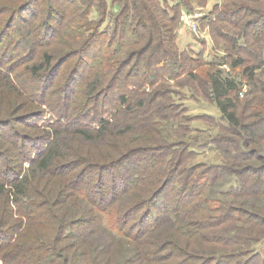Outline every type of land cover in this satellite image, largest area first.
<instances>
[{
  "label": "trees",
  "instance_id": "trees-1",
  "mask_svg": "<svg viewBox=\"0 0 264 264\" xmlns=\"http://www.w3.org/2000/svg\"><path fill=\"white\" fill-rule=\"evenodd\" d=\"M208 1L112 0L116 13L103 28L106 0H24L3 22L0 89L47 106L57 118L51 129L67 133L74 125L86 142L127 144L101 165L83 160L91 174L82 169L68 181L59 171L73 156L60 155L69 150L56 133L28 138L38 156L14 159L26 143L14 125L37 127L43 110L31 107L15 123L0 120L8 144L0 146V198L3 211L13 205L18 216L1 212L0 264H264V0H219L203 20L221 54L207 60L176 40L180 13ZM94 9L97 21L89 19ZM26 78L38 91L24 86ZM185 89L219 117L191 115ZM46 93L52 100L44 102ZM206 120L220 163L188 165L196 156L191 124ZM85 173L91 182L82 180ZM90 184L95 194L87 195ZM65 186L87 202L91 220H75L60 207ZM43 225L53 237L35 233ZM106 232L126 242L116 262Z\"/></svg>",
  "mask_w": 264,
  "mask_h": 264
},
{
  "label": "rangeland",
  "instance_id": "rangeland-1",
  "mask_svg": "<svg viewBox=\"0 0 264 264\" xmlns=\"http://www.w3.org/2000/svg\"><path fill=\"white\" fill-rule=\"evenodd\" d=\"M24 0H0V29L3 31V22L7 21L9 16L14 15V13L18 10V7L20 6L21 2ZM107 2V19L103 24V28L111 25L113 16L116 13V7L113 5L112 0H106ZM219 2V0H209L208 3L203 8L193 7L189 11H182L180 13L179 22L177 24V45L181 50L189 47L192 49L193 53L196 55L200 52H204V58L211 57V55H219L220 51L215 50L216 46L211 41L209 35H208V25L206 21L203 20L204 16H207L213 9V7ZM51 3H47L46 6L50 5ZM54 6V5H53ZM43 8V9H44ZM33 10V9H32ZM17 15V14H16ZM22 17H19V19ZM89 19L91 21H97L98 20V14L96 13V10H92ZM203 20V21H202ZM32 31V35H34L32 38L36 40H41L42 33L37 32L35 33L34 30L27 28ZM70 38V37H69ZM13 42L17 40V38H10ZM43 39V38H42ZM6 37L3 39V36H0V53L4 54L7 53L6 51H3V48H5L7 44ZM14 45H11L13 47ZM63 49V47H62ZM219 49V48H218ZM64 50V49H63ZM65 52L61 53L59 57H62ZM23 54V53H22ZM21 54V55H22ZM221 54V53H220ZM20 55V56H21ZM19 56V57H20ZM221 56V55H220ZM8 57V55L6 56ZM18 58L17 56L15 57ZM208 60V59H207ZM23 66L22 64H19L15 68L17 70L19 67ZM224 72H228L229 69L227 66L222 67ZM233 76L237 77L238 73L233 72ZM24 86L31 87L33 89H37V82L30 81L28 78H26L25 81H23ZM60 82V80H59ZM4 85V83H3ZM60 85V84H59ZM41 87V83L39 84V88ZM62 85L59 86L61 88ZM242 91L239 93V98L242 99L244 96V93L246 92L247 88L246 86L242 87ZM38 91V89L36 90ZM183 96H184V105L187 108L188 112L191 115L194 116H201V115H208L212 116L215 119L219 117L217 109L209 103V101H206L205 99L202 100H190V94H188L187 89L182 90ZM53 93H46L43 96L44 102L48 100H52ZM62 97V96H61ZM50 98V99H49ZM49 103V102H47ZM31 107L39 110H43V114L40 118V121L37 124V127L35 128H29L25 127L26 125H23L20 127L19 124L14 125L16 127V133L21 134L23 137V140H25L26 143L23 141L24 148L20 144H18V147L16 150H14L15 157L14 159H18V156L26 152V154L29 155V157H37L38 151L33 145H29V147H26L28 138H35L42 136L41 130H45L43 132H51L54 136L56 133V137L59 140L60 148L67 147L68 153H60V155L69 156L72 155L73 157L67 159L68 162H66V166L60 170L59 172L62 177H59L61 179L65 178L68 181L74 180L75 178H78L82 173L78 172L82 169L87 170L90 174V169L85 168V165L83 164V160L89 161L92 165H101L106 160L109 154L112 153L115 149H118V146L121 148L125 147V141H119L117 144H113L110 142L105 141H92V142H86L84 140H81V138L74 134L73 132V126L68 128L67 133H61L60 130L57 129H51L50 126L57 121V118L55 115L48 109L47 106L44 104L40 105L39 107L32 106L28 103V101H24L23 99H20L18 97H14L12 94L5 92V89H0V120L4 122H10L15 123L17 120H24L28 117V114L30 113ZM207 119V118H206ZM203 121H196L191 124V133L190 135V142L192 144L193 150L196 152V156L193 157L192 160L188 163V165L191 164H198L203 163L207 165H217L220 163V157L218 156V153L215 152L212 147H210L209 140L211 138V135L214 133V130L207 126L210 122L206 120L204 124H202ZM168 129L170 127L168 126ZM39 130V131H37ZM168 133V135H167ZM164 135L166 136V140L169 142L171 140H174V133L169 131H164ZM5 139V138H4ZM5 141V140H4ZM127 144V143H126ZM8 146L7 143L3 142V136L0 135V146ZM35 148V149H34ZM115 148V149H114ZM8 155L12 158L14 155L12 153H8ZM112 155V154H111ZM79 159V160H77ZM60 161V160H59ZM28 162L25 163L24 168H27ZM26 171V169L23 171ZM88 173H85L83 175V179L85 182H91V175ZM94 176V174H92ZM75 177V178H74ZM79 180V179H78ZM84 183V182H83ZM93 183V182H92ZM110 184H106V186L103 187L102 190H105V192L109 191L108 187ZM63 189H60L61 194L59 195L58 199L60 204V207L69 215L73 216L75 220H91V216L89 215V212H87L86 209V201H83L80 197L75 195L73 190L69 189L68 187H61ZM92 190L87 194H95V185L90 184V187ZM88 188V190H89ZM81 191H85L83 185L81 186ZM48 196H50L48 194ZM52 197V196H50ZM3 199L0 198V215L1 212L5 213L3 211ZM8 207L6 206V209ZM15 206L9 205L10 214L5 213L7 215H11L10 219L18 218L16 215ZM5 216V219L7 218ZM22 216H19V220L23 221L22 227L19 231L23 229L24 224H26L24 218H21ZM40 229H35V233L45 235V236H51L53 237V230L51 231L50 228L47 225H43L39 227ZM104 235V242H107V248L110 253V261H118L122 257L125 256V249H126V242L116 239L112 236L111 233L106 232ZM72 238L65 239V241L62 243L61 247L71 241ZM130 249V246H129ZM39 264H45L42 263V261L39 262Z\"/></svg>",
  "mask_w": 264,
  "mask_h": 264
}]
</instances>
